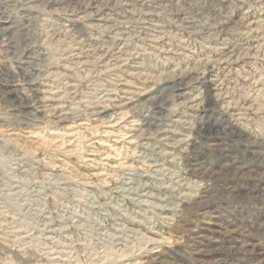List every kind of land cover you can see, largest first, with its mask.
<instances>
[{
  "label": "rangeland",
  "instance_id": "374dc122",
  "mask_svg": "<svg viewBox=\"0 0 264 264\" xmlns=\"http://www.w3.org/2000/svg\"><path fill=\"white\" fill-rule=\"evenodd\" d=\"M0 264H264V0H0Z\"/></svg>",
  "mask_w": 264,
  "mask_h": 264
}]
</instances>
